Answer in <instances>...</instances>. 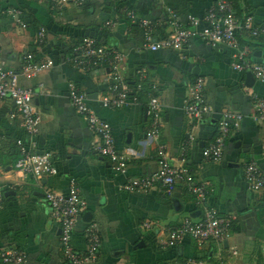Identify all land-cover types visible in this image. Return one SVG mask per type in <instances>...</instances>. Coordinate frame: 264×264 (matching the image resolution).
Wrapping results in <instances>:
<instances>
[{
	"label": "crops",
	"instance_id": "crops-1",
	"mask_svg": "<svg viewBox=\"0 0 264 264\" xmlns=\"http://www.w3.org/2000/svg\"><path fill=\"white\" fill-rule=\"evenodd\" d=\"M114 1L0 0V62L16 73L11 79L15 86L32 90L40 118L37 147L32 151L50 154L57 170L37 182L15 169L20 156L17 140L30 146V139L21 121L11 118L13 102L0 101V264H5L1 254L6 249L24 253V264H68L60 228L51 217L44 192L67 194L71 179L78 182L87 202L72 239L75 251L87 250L85 230L90 223L97 224L101 238L97 260L89 264H264V192H251L243 172L247 162L256 163L264 172V123L255 120L253 108V96L264 100V81L249 80L248 72L233 69L234 50L211 47L198 35L182 51H151L145 45L139 20L149 22L152 41L157 42L174 30L172 12L181 27L201 29L213 0H125L119 10ZM236 3V15L242 8L255 27L264 28V0ZM12 8L23 9L26 29L9 18L7 10ZM132 13L136 20L129 17ZM108 20L115 21L110 30L105 27ZM195 21L196 27L191 25ZM41 27L47 30L44 46L36 43ZM248 36L247 31L239 33V38ZM87 37L121 54L119 72L130 89L143 82L140 91L131 92L137 101L117 109L102 106V96L114 85L112 69L84 72L72 63V48ZM247 39L243 46H248ZM250 49L252 59L264 63V44ZM28 55L54 64L27 78L20 70ZM199 77L205 80L208 111L197 121L185 114L184 104L191 96L189 85ZM71 83L87 95L90 108L109 124L117 151L138 153L130 159L126 173L115 172L108 158L92 151L96 137L70 102ZM149 93L161 104L158 138L148 134ZM224 111L240 113L243 120L229 133L221 160L208 161L205 151L216 139ZM161 148L174 166L191 170L196 184L212 189L208 197L211 207L221 216H236L220 251L214 242L200 248L189 237L175 247L161 243L166 239L164 229L179 226L188 217H201L182 180L172 194L159 185L146 193L123 189L129 179L149 177L159 170ZM85 213L90 217H84Z\"/></svg>",
	"mask_w": 264,
	"mask_h": 264
},
{
	"label": "built area",
	"instance_id": "built-area-1",
	"mask_svg": "<svg viewBox=\"0 0 264 264\" xmlns=\"http://www.w3.org/2000/svg\"><path fill=\"white\" fill-rule=\"evenodd\" d=\"M75 3L83 0H67ZM10 19L20 28L26 29L28 23L23 18V11L19 8L7 10ZM136 20L132 13L129 16ZM144 28L146 46L151 51L175 50L182 51L190 40L198 35L211 47L222 46L235 51L236 61L232 64L233 69L239 72H251L256 80L264 81V63H257L252 59V51L248 46H243L239 41V33L247 31L254 36L264 35V28L260 29L253 25L252 18L246 19L242 24L238 19L235 6L232 0H216L209 8L203 18V27L199 30L181 27L177 14L172 12L171 25L174 30L165 38L157 42L152 41V30L149 22L139 20ZM198 21L191 25L196 27ZM115 25L114 20H108L105 27L110 30ZM46 42V30L41 27L36 36V43L42 46ZM123 61L121 54L112 48L99 45L90 37L84 38L75 49V56L72 58L74 68L80 71L89 72L100 68L110 67L112 69L114 85L108 94L101 98V104L105 108H122L131 100L137 101V96L131 94L132 90L140 91L142 83L130 89L125 79L119 72ZM53 61H35L30 55L22 62L20 73L32 78L39 72L53 66ZM15 72L5 68L0 62V101L10 99L14 106L11 118L19 119L22 127L28 134L30 146H26L22 140H17L19 158L14 164L15 169L25 177L31 176L37 182L57 173L52 165L50 154H39L35 141L38 133L40 118L33 105L34 94L29 88L17 87L11 79ZM143 77V72L139 73ZM205 80L197 78L189 85L190 98L184 104L185 114L194 120H201L203 114L208 111L204 103ZM69 98L75 111L84 116L88 123L89 130L96 137L92 144V151L98 155L108 158L112 169L117 173H126L130 159L138 153L133 149L126 152H119L115 147L109 124L100 118L88 105L87 95L74 83L69 85ZM148 134L151 138H158L161 134V104L153 93L148 95ZM253 108L255 109V120L264 123V100L253 96ZM243 120L240 113L224 111L218 122L217 136L205 151V158L208 161L218 162L224 152L226 139L232 129H237ZM159 170L152 176L144 178L129 179L123 189L132 193H146L154 186L159 185L165 193L172 194L177 183L182 180L187 190L194 196L195 205L201 210V217L197 219L186 218L179 226L166 228L163 234L166 239L161 241L164 246L175 247L183 239L191 238L196 246L202 248L210 242H214L218 251L231 235V227L236 216H221L219 212L208 204V197L212 189L204 184H196L193 173L187 167L174 166L166 152L161 148L158 153ZM244 177L251 192H264V172L254 162L244 164ZM44 197L51 208V217L59 225L60 242L63 256L68 264H89L96 262L101 246V238L96 223H90L85 230L88 247L84 253L75 251L72 239L75 233L78 219L87 209V202L81 195V189L75 179L70 180L67 194L53 190H46ZM3 201V192L0 189V205ZM149 228V224H145ZM5 264H24L26 256L16 249H6L1 254Z\"/></svg>",
	"mask_w": 264,
	"mask_h": 264
},
{
	"label": "trees",
	"instance_id": "trees-1",
	"mask_svg": "<svg viewBox=\"0 0 264 264\" xmlns=\"http://www.w3.org/2000/svg\"><path fill=\"white\" fill-rule=\"evenodd\" d=\"M216 0H213V2H215ZM232 2L234 3V6H235V8L237 9V6H238V4L236 3V0H232ZM114 4H115V6L117 7V9L119 10L120 9V7H123L124 5H125V3H126V1L125 0H115L114 2H113ZM22 11H23V9H21ZM238 12H239V15L237 14V17H238V19L240 20V22L242 23V24H244L245 23V21H246V19L247 18H249V17H251L250 15H248V14H246L245 13V10H243L242 8H238ZM23 18H24V11H23ZM25 20V19H24ZM28 23V22H27ZM45 30H46V28H45ZM46 34H47V30H46ZM104 35V34H103ZM93 38V37H92ZM240 39V42H241V44L242 45H244L243 44V42H244V40H246L247 38L245 37V39H242V38H239ZM248 47L249 48H251L253 45H261V44H264V36H254V35H252V34H250L249 33V36H248ZM82 42V41H81ZM80 42V43H81ZM46 43V42H45ZM44 43V44H45ZM80 43H78V45H76V46H74V48H72V51H73V56H72V58L75 56V49L80 45ZM245 43V42H244ZM44 44L42 45V46H44ZM101 45V44H100ZM35 61H37V60H35ZM260 63V62H259ZM261 63H263V62H261ZM139 81H137L136 83H138ZM142 84H143V82H142ZM22 140V139H21Z\"/></svg>",
	"mask_w": 264,
	"mask_h": 264
},
{
	"label": "water",
	"instance_id": "water-1",
	"mask_svg": "<svg viewBox=\"0 0 264 264\" xmlns=\"http://www.w3.org/2000/svg\"><path fill=\"white\" fill-rule=\"evenodd\" d=\"M258 53H260V52H255V54L254 55H258ZM247 78L249 79V80H254V76H253V74L251 73V72H248L247 73ZM86 216H89L90 217V213H85L84 214V217H86Z\"/></svg>",
	"mask_w": 264,
	"mask_h": 264
}]
</instances>
